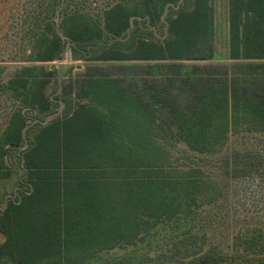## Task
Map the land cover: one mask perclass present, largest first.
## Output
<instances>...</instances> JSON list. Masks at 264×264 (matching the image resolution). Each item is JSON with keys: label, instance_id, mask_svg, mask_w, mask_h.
<instances>
[{"label": "trees", "instance_id": "obj_1", "mask_svg": "<svg viewBox=\"0 0 264 264\" xmlns=\"http://www.w3.org/2000/svg\"><path fill=\"white\" fill-rule=\"evenodd\" d=\"M176 1L143 0V12L119 1L102 10L101 20H90L81 8L67 10L72 0H25L21 21L42 32L25 31L21 39L33 38L27 58L51 62L64 45L61 36L86 48L124 35L132 16L153 20ZM192 1L190 9L167 19L164 42L139 39L127 51L115 42L91 58L143 62L149 78L143 88L91 69L79 97L97 106L79 103L42 124L29 140L23 151L28 190L0 211V258L12 264H87L101 251L142 241L158 223L201 204L202 179L175 175L162 156L157 138L165 127H174L198 153L217 150L218 139L237 124L264 133V0H228L227 54L221 58L232 61V74L226 64H188L217 57L208 0ZM12 5L13 0H0V13ZM55 17L61 18L60 32ZM15 81L26 88L27 79ZM32 95L40 113L50 109L41 90ZM23 126L18 120L0 139V168L3 145L20 144ZM222 185L227 192L228 176Z\"/></svg>", "mask_w": 264, "mask_h": 264}, {"label": "rangeland", "instance_id": "obj_2", "mask_svg": "<svg viewBox=\"0 0 264 264\" xmlns=\"http://www.w3.org/2000/svg\"><path fill=\"white\" fill-rule=\"evenodd\" d=\"M13 1L14 5L0 13V139L8 129L17 126L18 120L24 126L20 144L3 145L0 211L8 202H17L23 190H28L23 151L40 126L50 119L63 117L79 103L97 106L88 98L79 97L82 92L80 84L86 73L102 70L111 77H126V82L136 84L134 87L139 89L144 87L146 79L149 80L143 74V62L121 63L91 58L114 46L115 42H119L118 47L125 51L133 48L139 39L164 42L169 37L167 19L193 6L192 0H177L158 10V17L153 20L136 14L131 17L124 35L103 39L86 48L78 49L61 36L64 45L55 59L36 62L27 58L33 38H29V34L23 40L21 38L25 31L41 33L42 30L33 23L27 25L21 21L25 0ZM119 1L133 11H144L143 0H72L67 10L81 8L88 14V19L101 20L102 10ZM208 3L212 11L214 54L217 57L212 61L188 64H226L232 74L235 72L231 68L232 61L221 58L227 54L228 0H208ZM60 19H54L56 32H60ZM42 26L43 23L39 27ZM34 65L43 66L44 70L31 68ZM19 78L27 79L26 88L15 81ZM42 81L46 82L43 87L40 86ZM39 90L50 104L45 113H40L31 102L32 94ZM162 120L166 122L168 119L162 116ZM245 128L241 124L231 127L225 137L218 139L217 150L198 153L188 149L176 136L174 127H165L157 138L166 152L162 156L168 158V165L175 175L183 177L188 174L196 180L202 179V203L192 205L189 212L184 209L170 220L158 223L142 241L136 239L134 244L101 251L87 264H264V133ZM227 176L229 188L225 192L222 184ZM193 189L196 192L201 188ZM232 223L237 224L233 227L235 229L231 228ZM3 240L4 235L0 232V244ZM0 264L12 263L0 258Z\"/></svg>", "mask_w": 264, "mask_h": 264}, {"label": "water", "instance_id": "obj_3", "mask_svg": "<svg viewBox=\"0 0 264 264\" xmlns=\"http://www.w3.org/2000/svg\"><path fill=\"white\" fill-rule=\"evenodd\" d=\"M46 122H47V121H46ZM46 122H45V123H46ZM23 134H24V132H23Z\"/></svg>", "mask_w": 264, "mask_h": 264}, {"label": "flooded vegetation", "instance_id": "obj_4", "mask_svg": "<svg viewBox=\"0 0 264 264\" xmlns=\"http://www.w3.org/2000/svg\"><path fill=\"white\" fill-rule=\"evenodd\" d=\"M16 191V190H15Z\"/></svg>", "mask_w": 264, "mask_h": 264}]
</instances>
